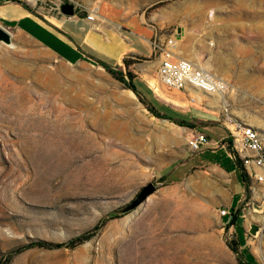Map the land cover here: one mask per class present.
Here are the masks:
<instances>
[{"label": "rangeland", "instance_id": "374dc122", "mask_svg": "<svg viewBox=\"0 0 264 264\" xmlns=\"http://www.w3.org/2000/svg\"><path fill=\"white\" fill-rule=\"evenodd\" d=\"M66 1L95 16L102 0H42L36 7L56 14ZM113 1L228 81V113L264 140V0ZM5 28L12 42L0 44V264H264V181H245L239 238L198 177H160L183 160V127L154 116L100 63H67ZM157 56L132 54L128 67L110 66L125 76L130 70L161 111L200 108L223 121L218 96L192 91V103L163 87ZM148 181L156 191L143 204L115 212ZM251 224L259 226L255 234ZM85 233L88 239L72 248L32 244Z\"/></svg>", "mask_w": 264, "mask_h": 264}, {"label": "crops", "instance_id": "0c3cea01", "mask_svg": "<svg viewBox=\"0 0 264 264\" xmlns=\"http://www.w3.org/2000/svg\"><path fill=\"white\" fill-rule=\"evenodd\" d=\"M39 3L42 0H0V24L15 29L17 33L27 34L67 63L90 60L110 65L121 63L132 54L144 58L155 57L158 53L153 49V42L166 38L164 35L157 36V30L146 22L142 14L113 0H102L93 19L86 17L90 11L83 13L78 5L74 15L66 16L59 12L45 13L39 9L40 6L36 7ZM39 14L47 22L40 19ZM169 115L193 123V127L179 125L183 127L180 140L183 147L185 139L195 131L204 132L208 143L196 153L183 148V160L161 171L160 177L171 181H180L188 175L198 177L199 185L212 206L229 209L230 214L220 216L221 219L230 222L233 215L237 216L230 226L240 238L243 228L241 206L246 193L242 177L244 171L231 150L229 132L219 113L200 108L189 111L172 107Z\"/></svg>", "mask_w": 264, "mask_h": 264}, {"label": "built area", "instance_id": "2783aa9c", "mask_svg": "<svg viewBox=\"0 0 264 264\" xmlns=\"http://www.w3.org/2000/svg\"><path fill=\"white\" fill-rule=\"evenodd\" d=\"M86 17L93 19L94 14L91 11ZM153 49L159 57L156 69L157 79L167 90L184 92L188 101L192 103L196 102V98L191 95L192 91L220 98L224 113L223 123L229 132L233 154L240 160L247 178L263 182L264 140L255 127L236 122L228 113L225 95L230 87L229 82L194 60L183 56L173 36L153 42ZM207 143L208 137L202 131H197L187 140L188 149L194 153L201 151ZM229 214L230 211L226 207L219 209L221 217Z\"/></svg>", "mask_w": 264, "mask_h": 264}, {"label": "trees", "instance_id": "16d2710c", "mask_svg": "<svg viewBox=\"0 0 264 264\" xmlns=\"http://www.w3.org/2000/svg\"><path fill=\"white\" fill-rule=\"evenodd\" d=\"M131 61L127 60V59H123V63L125 65V67H128V65L130 64ZM108 72H110L113 76H115L116 78H118L120 81H122L125 86L129 89H131L139 98V100L144 104V106L156 117L159 118H165L168 119L174 123H176L177 125L180 126H187V127H193V123L191 121H188L186 119L183 118H175L169 115V112H164L159 110L151 101H149L146 96L138 89L137 85L134 82V75L130 70H126L125 74L126 76L123 74V71L118 67V68H113L110 65H107L103 62H99ZM171 110V108H170ZM231 142V139H229V143ZM237 163H241L240 160L237 158L236 159ZM242 177L243 180L246 181L247 180V176L244 172H242ZM237 218L236 215H233L231 217L230 222H228V224H231L234 222V220ZM89 237V233H85L81 236H78L74 239H71L70 241L67 242H57V243H51L45 240H34L32 242V244H37V245H41V246H46V247H75L76 245H78L79 243L83 242L84 240L88 239ZM231 249L233 251H237V245L235 243H230L229 244ZM250 264V263H248Z\"/></svg>", "mask_w": 264, "mask_h": 264}, {"label": "water", "instance_id": "95a60500", "mask_svg": "<svg viewBox=\"0 0 264 264\" xmlns=\"http://www.w3.org/2000/svg\"><path fill=\"white\" fill-rule=\"evenodd\" d=\"M59 12L66 16H72L76 11V4L74 2H61L58 5ZM12 42L11 33L0 24V44H10ZM156 191V186L152 181H148L141 186L137 194L129 202L125 203L121 207L117 208L115 212L117 213H126L129 212L139 205L143 204L148 197ZM259 230V226L256 224H251L249 232L255 234Z\"/></svg>", "mask_w": 264, "mask_h": 264}, {"label": "bare ground", "instance_id": "6f19581e", "mask_svg": "<svg viewBox=\"0 0 264 264\" xmlns=\"http://www.w3.org/2000/svg\"><path fill=\"white\" fill-rule=\"evenodd\" d=\"M52 156V152L51 150L48 148H44L43 150V154H42V157H43V160L47 161L51 158Z\"/></svg>", "mask_w": 264, "mask_h": 264}]
</instances>
